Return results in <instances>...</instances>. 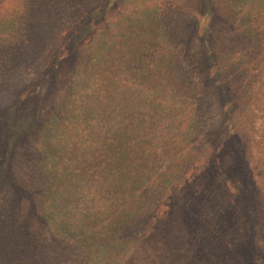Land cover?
Segmentation results:
<instances>
[{
	"label": "trees",
	"instance_id": "16d2710c",
	"mask_svg": "<svg viewBox=\"0 0 264 264\" xmlns=\"http://www.w3.org/2000/svg\"><path fill=\"white\" fill-rule=\"evenodd\" d=\"M0 264H264V0H0Z\"/></svg>",
	"mask_w": 264,
	"mask_h": 264
},
{
	"label": "rangeland",
	"instance_id": "374dc122",
	"mask_svg": "<svg viewBox=\"0 0 264 264\" xmlns=\"http://www.w3.org/2000/svg\"><path fill=\"white\" fill-rule=\"evenodd\" d=\"M240 227H242V226L241 225H237V227H236V231H235L236 239H239L241 236L244 235L242 230L240 231V229H241Z\"/></svg>",
	"mask_w": 264,
	"mask_h": 264
}]
</instances>
